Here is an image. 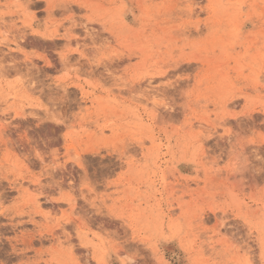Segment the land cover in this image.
<instances>
[{
	"label": "rangeland",
	"instance_id": "rangeland-1",
	"mask_svg": "<svg viewBox=\"0 0 264 264\" xmlns=\"http://www.w3.org/2000/svg\"><path fill=\"white\" fill-rule=\"evenodd\" d=\"M0 264H264V0H0Z\"/></svg>",
	"mask_w": 264,
	"mask_h": 264
}]
</instances>
